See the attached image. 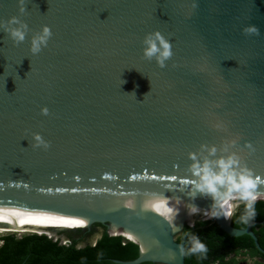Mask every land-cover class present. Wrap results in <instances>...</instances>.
<instances>
[{
	"label": "water",
	"instance_id": "1",
	"mask_svg": "<svg viewBox=\"0 0 264 264\" xmlns=\"http://www.w3.org/2000/svg\"><path fill=\"white\" fill-rule=\"evenodd\" d=\"M12 17L28 24L22 42L11 36ZM45 25L53 34L33 53L32 37ZM249 25L259 34L246 33ZM156 31L173 49L164 67L143 55L145 37ZM36 133L47 148L37 146ZM233 153L240 166L264 177V0H24V11L20 0H0V178L13 193L65 207L58 190L20 188L5 178L41 170L49 185L73 181L65 174L73 168L117 169L137 180L129 179L130 186L149 187L169 183L173 174L174 182L184 174L194 181L187 176L194 163L212 162L218 170L215 162ZM208 204L210 214L221 212L212 219L223 230L250 235L264 253L253 224L235 228L233 216L224 219L220 201ZM134 207L72 208L89 216V224L48 230L101 224V233L106 227L125 238L131 231L140 235L126 238L139 244V257L115 263L186 264L187 247L178 235L200 218L174 230L161 213L142 216ZM146 239L160 242L157 253L167 258L145 254Z\"/></svg>",
	"mask_w": 264,
	"mask_h": 264
},
{
	"label": "bare ground",
	"instance_id": "2",
	"mask_svg": "<svg viewBox=\"0 0 264 264\" xmlns=\"http://www.w3.org/2000/svg\"><path fill=\"white\" fill-rule=\"evenodd\" d=\"M85 170L75 168L69 169L70 172L65 174L71 176V180L73 181H66V183L60 184L59 181H54L49 185L45 184L47 181L43 180L44 178H42V175L46 171L42 172L41 170H28L21 178H5L14 183H20V188H31L34 185H38L37 187L42 190H58L59 195H56L57 200L66 203L67 206L65 205V207L63 205L58 206L48 203V201H45L47 203H33L29 201L30 199H23L25 197H30L28 194L24 193H19L24 197H18L20 195L13 193L11 191L12 189L4 185L2 183V178H0V184H3L0 185V223L7 224L0 226V233L21 231L49 232L48 229L53 227L80 228L88 225L91 219L89 216L78 213L74 209L71 210L72 208L108 211L111 210L110 208L113 204L122 205L126 203L129 205V202H131L132 206H135V211L142 216L150 214V212L161 213L174 230L180 229L186 221L191 223L189 220L194 221L198 218L208 219L213 217L208 212L210 210L208 203L216 199H214L211 194L203 193L196 189L195 183L198 182L200 178L194 174L193 168L187 171L189 173H187V176L191 178L194 175L193 178L196 179L194 181L184 179V176H186V174H184L183 178L179 177V182H174L173 180H176L175 178L170 180L169 183L168 180H161L162 182L157 181L149 187H144L140 185L141 183H138L139 185L136 186H130L129 179L133 177L130 172L122 176L121 173L124 171L119 172L117 169ZM216 171H219V169ZM53 173L54 172H51L50 176H59L58 173ZM112 176L115 177V180L110 182L108 178L110 179ZM172 176L176 177L177 175L173 174ZM122 177L128 180L123 184L118 183ZM258 178L261 179V183L257 190L264 194V177L258 176ZM181 179L184 180L181 181ZM131 180H133L132 182H137L135 179ZM186 180L188 182H186ZM52 185H58L59 188L53 187ZM221 191H225V189L222 188ZM155 197L162 198L161 207L159 209L152 208L145 210V202ZM262 197H264V195H262ZM235 200H237V198H233L228 202L231 205L232 213L236 206ZM220 202L224 212L226 205L223 201ZM193 207L197 209L194 213L191 211ZM169 208L171 209L170 213ZM204 210H206V212H203ZM224 219L230 220L231 217L225 218L224 216ZM114 232L118 231L114 230ZM125 234L135 240L140 238V235L135 232L128 231ZM160 244L161 243L158 241L156 242V240L151 242H148L147 239L143 240V252L151 257L166 259V253H157L158 248L161 246ZM170 255L172 260H176L173 253Z\"/></svg>",
	"mask_w": 264,
	"mask_h": 264
},
{
	"label": "trees",
	"instance_id": "3",
	"mask_svg": "<svg viewBox=\"0 0 264 264\" xmlns=\"http://www.w3.org/2000/svg\"><path fill=\"white\" fill-rule=\"evenodd\" d=\"M238 202L240 204L233 215V226L245 229L253 224V230L264 249V199L256 201V216L248 223L241 221V217L245 214V202L239 199ZM212 218L199 220L194 226L186 225L178 235L177 240L185 243L187 247L186 264H237L236 258L228 260V257L242 251L264 259V253L257 249L250 235L231 236ZM97 226L102 225L97 224ZM115 231L118 230L115 229ZM62 233H67L69 243H63L61 238L55 239L48 234L32 233L20 238L16 234L0 236L2 241L0 264H118L113 260L130 261L139 257V244L126 239L134 240L133 238L126 234V238L121 235H110L106 227L95 244L87 241L92 233L86 229ZM194 238L205 243L207 253H190ZM83 242H87V245L80 247L79 245ZM142 264L159 263L144 262Z\"/></svg>",
	"mask_w": 264,
	"mask_h": 264
},
{
	"label": "clouds",
	"instance_id": "4",
	"mask_svg": "<svg viewBox=\"0 0 264 264\" xmlns=\"http://www.w3.org/2000/svg\"><path fill=\"white\" fill-rule=\"evenodd\" d=\"M20 5L21 11H24V0H20ZM9 23L16 25L10 29L12 38L18 43L24 41L27 36L28 24L21 22L19 17H12ZM244 31L249 34H259V29L255 25L246 26ZM52 34L51 27L45 25L41 31L33 35L31 51L39 53L42 47L48 44ZM144 45L143 55L148 59L155 57L161 67H164L166 61L173 55L171 43L160 31L149 33L144 39ZM42 112L48 114L49 109L44 107ZM35 139L38 142L37 146L43 145L45 148L49 146V142L45 141L41 134L36 133ZM249 147H252L251 143H249ZM210 151L214 154L216 148L213 146ZM215 163L218 165L219 171L213 169L212 162L206 161L203 165L199 162L193 164V172L200 178L195 183L196 189L200 192L211 194L217 201H223L226 205L223 212L225 218L232 216L231 205L228 203L230 200L237 198L244 201L245 214L241 217V221L248 223L250 219H254L256 216L255 203L257 199L264 195L257 190L261 179L254 175L252 169L247 166H240V157L236 153L231 154L226 159L221 158ZM222 188L225 191H221ZM161 201V197L149 199L145 202L144 208L145 210L152 208L159 209ZM128 206L132 207L131 202H129ZM191 211L194 213L197 209L193 207ZM170 212L171 209L169 208ZM211 215L214 218L219 217L221 212L213 211ZM207 251L205 243L201 242L198 238H194L190 253H207Z\"/></svg>",
	"mask_w": 264,
	"mask_h": 264
},
{
	"label": "rangeland",
	"instance_id": "5",
	"mask_svg": "<svg viewBox=\"0 0 264 264\" xmlns=\"http://www.w3.org/2000/svg\"><path fill=\"white\" fill-rule=\"evenodd\" d=\"M199 220H206V219H199ZM198 220V221H199ZM191 223H193V221L189 220ZM196 224V223H195ZM194 224V225H195ZM193 225V226H194ZM101 226H97L93 225V227L91 229H89L88 231L92 233L91 236L88 237L87 241H91L94 242L96 239H98L99 237H101L100 235L101 233ZM77 228V227H74ZM63 231H59V232H45V231H29V232H6V233H0V236H5V235H9V234H16L19 238L26 235V234H32V233H38V234H48L50 237H54L55 239L58 238H62V242L63 243H69L70 240L67 238V233H62ZM85 243V242H83ZM81 243V244H83ZM2 244V241H0V245ZM233 258H236L238 260L237 264H264V260L260 257H254L251 256V254L242 251L239 254H232L228 257V260H231Z\"/></svg>",
	"mask_w": 264,
	"mask_h": 264
},
{
	"label": "built area",
	"instance_id": "6",
	"mask_svg": "<svg viewBox=\"0 0 264 264\" xmlns=\"http://www.w3.org/2000/svg\"><path fill=\"white\" fill-rule=\"evenodd\" d=\"M235 201H238V199H237V200H235ZM235 211H236V209H235V210H234V212L232 213V216L234 215ZM232 216H231V217H232Z\"/></svg>",
	"mask_w": 264,
	"mask_h": 264
},
{
	"label": "snow or ice",
	"instance_id": "7",
	"mask_svg": "<svg viewBox=\"0 0 264 264\" xmlns=\"http://www.w3.org/2000/svg\"><path fill=\"white\" fill-rule=\"evenodd\" d=\"M133 179H135V178L133 177ZM173 179H174V177H173ZM73 190H75V189H73Z\"/></svg>",
	"mask_w": 264,
	"mask_h": 264
},
{
	"label": "flooded vegetation",
	"instance_id": "8",
	"mask_svg": "<svg viewBox=\"0 0 264 264\" xmlns=\"http://www.w3.org/2000/svg\"><path fill=\"white\" fill-rule=\"evenodd\" d=\"M260 258H262V257H260ZM263 259V258H262ZM264 260V259H263Z\"/></svg>",
	"mask_w": 264,
	"mask_h": 264
}]
</instances>
